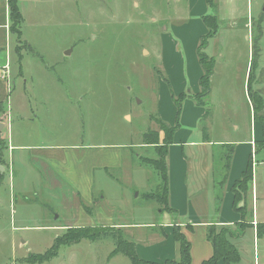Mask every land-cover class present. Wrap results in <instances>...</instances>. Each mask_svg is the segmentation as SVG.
Returning <instances> with one entry per match:
<instances>
[{
  "label": "rangeland",
  "instance_id": "374dc122",
  "mask_svg": "<svg viewBox=\"0 0 264 264\" xmlns=\"http://www.w3.org/2000/svg\"><path fill=\"white\" fill-rule=\"evenodd\" d=\"M215 1L219 6L214 11L207 0H21L25 41L18 50L25 56V75L0 92L7 113L6 122L0 121L1 134L4 123L10 122L0 134V165L7 166L0 170V264H131L123 253L110 256L116 247L111 234L60 244L56 256L46 257L58 236L75 226L81 209L87 212L89 226L123 224L124 236L142 246L159 234L158 224L166 211L146 196L156 188L158 175L135 155L157 157V147H134L148 129L159 131L163 141L166 133L159 113L167 110L168 101L169 108L176 110L174 123L177 102H182V112L184 99L196 101L187 61L190 72L195 63L202 71L194 38L200 28H207L202 15L220 17L221 34L209 50L218 62L217 102L225 97L220 89L223 81L230 92L241 93L238 76H244L252 52L264 74V0ZM11 44L9 62H18L14 39ZM254 81L253 76L251 84ZM173 83L182 91L175 92ZM261 88L264 99V82ZM252 89H248L250 101V92L257 93ZM181 92L186 94L183 100ZM18 95L25 101L21 113L28 117L33 110L37 118L16 123L21 118L11 102L15 106ZM237 98L240 105V94ZM215 114L212 134L218 135L222 108ZM239 116L244 120L243 109ZM182 128L187 127L182 124ZM10 143L21 146L10 149ZM83 143L94 145L99 165L91 199L75 195L78 190L63 172L43 157L54 150L73 157L83 149L71 147ZM140 222H151L153 228L133 226ZM40 257L43 260L38 261Z\"/></svg>",
  "mask_w": 264,
  "mask_h": 264
},
{
  "label": "crops",
  "instance_id": "0c3cea01",
  "mask_svg": "<svg viewBox=\"0 0 264 264\" xmlns=\"http://www.w3.org/2000/svg\"><path fill=\"white\" fill-rule=\"evenodd\" d=\"M20 2L21 0L18 1L19 7ZM218 6L219 4L217 7ZM21 13L23 16L22 9ZM235 15L237 14H234V17ZM11 24L8 0H0V92H6V89L9 90L13 85L17 84L16 81L18 78L21 79L25 75L23 61L25 56L22 52V56H20L18 52L21 43H19L16 34L12 32ZM235 24L236 23H234V25ZM246 26L248 28L250 26L248 21L246 22ZM219 29L220 26L218 31ZM230 29H232L231 33L234 34L233 26ZM208 30V26L207 28L202 27V29L200 28V33L194 36L195 44L198 41V50L201 38L208 33ZM218 31L208 40L205 46L206 48L204 49H207L206 53L214 60L215 55L210 53L209 50L211 48V43L216 41L219 34H221ZM199 37H201L200 40H198ZM248 37L251 38V35L249 34ZM13 39L16 42V52L19 54L18 62L17 60L14 62L11 60L9 62V57H12V53L10 56L9 51L13 49L11 44ZM4 53H6L5 56ZM260 57L261 55L259 58ZM193 58L195 63V57ZM187 63V74L190 78L194 79V83H192V79L190 80V84L192 83V90L190 91L196 94L200 92L201 89L200 77L203 73V67L199 62L202 68L201 71L198 63H195L193 65L194 71L190 72L189 60ZM217 63L218 62H216L214 73L211 76V87L209 91L210 94L207 97V105H199L196 101H192V98L184 99L183 108L185 110H182L180 113L181 115L178 122L180 125L173 135V143L168 146L166 158L169 184L168 199L170 206L174 208L176 212L171 213L168 210H162L160 208L161 211H166L164 212L166 215L164 220L158 224L157 230L159 234L155 236L153 240H150V242L145 243L146 247L140 245L139 242H135L138 255L143 260H151L160 263L166 259L177 260L180 247L174 238L173 228L176 226L182 229L186 238L190 244H192L191 264H201L203 261L207 260V258L213 254V245L208 239L207 227L209 225H216L218 227L221 225H228L237 230V224L243 220L241 213L236 211L233 207V186L235 180L240 178L242 173L247 169V165L252 158L254 170L252 180L250 181V190L247 195V203L249 212L251 211L253 214H250L251 216L245 220L248 225L243 233L231 240L240 251L241 260L236 264H264V238L258 237L256 227L258 222H264V148L259 150L256 148V143L264 140L263 125L254 118V106L252 100L250 101L249 99L248 91V80L251 72L255 77V81L251 84L252 90L263 95L261 86L264 82V74L261 75L262 67L260 63H258L257 66L255 64L252 68V52V58L249 57L244 76H238L241 93L238 91L230 92L231 87L225 85L224 83L226 81H223V86H221L220 89L225 97L220 100V102L219 100L217 102L215 99L217 94L215 89ZM175 68L176 65H173L172 69L174 70ZM168 70L169 72L171 71V69ZM256 71H258L260 75H258ZM169 78H171V76H169ZM3 79H5L6 82ZM173 87L175 92L182 91L180 88L175 87L174 83ZM254 87L257 89L255 90ZM227 92L233 97L235 96L236 99L233 101L230 100L227 97ZM237 94H240V105H238ZM18 96L21 98H19L20 100H15V106L13 101L11 103L13 105L12 107H15V110L18 107L16 115L21 119L12 121L11 125H13V127L17 125L16 123L21 121L22 118L34 119V117L37 118L39 116V114L35 113L33 110V115L28 117L24 116V113H21L19 107L21 108L25 105V101L21 95ZM66 99L69 98L67 97ZM168 103L166 105L165 102V105L168 107L167 110H161L159 108V116L167 124L173 126L177 124V119L174 123L176 110L171 106V109H173L172 112ZM165 105L164 109L166 107ZM218 107L222 108L223 118H218L221 122L220 133L218 135H213V126L216 120L215 113ZM5 109V101L3 102L0 99V114H3L0 116L1 122L3 120L6 122L5 116L7 113H5ZM240 109L244 111V120H241L239 116ZM128 115L130 116V114ZM4 124L5 126L2 130L3 135L7 127L10 126V122ZM182 124L187 128H182ZM14 146L19 147L21 145L10 143L9 148L11 149ZM145 146L146 144H143L142 141L134 148H144ZM56 147H62V145ZM93 147L94 145L91 143H83L79 146L71 147L73 149H83L82 152L79 151V154L73 156L74 159L71 157L72 153L66 152L63 154L57 150L43 156L47 162L49 161L52 164V168L55 167L60 172H63L67 182H71V185H69L78 190L74 192V194L83 199H91V197H93L94 170L99 166L93 156ZM48 148L52 147L50 146ZM135 155L140 160L141 156L139 153ZM6 167V165H0V170H6ZM9 167H11V173H14L11 161ZM34 170L37 172L35 168ZM86 213L84 209H81V216L74 222L75 226L90 225ZM146 225L153 228V223L151 222L133 224V226L136 227ZM116 226L122 227L123 224H116ZM218 264L229 263L222 259Z\"/></svg>",
  "mask_w": 264,
  "mask_h": 264
},
{
  "label": "trees",
  "instance_id": "16d2710c",
  "mask_svg": "<svg viewBox=\"0 0 264 264\" xmlns=\"http://www.w3.org/2000/svg\"><path fill=\"white\" fill-rule=\"evenodd\" d=\"M19 0H8V5L10 8V20H11V30L16 37L19 39V43H22V25L23 16L21 9L18 6ZM209 5L214 9H217V2L215 0H207ZM204 22L208 26V33L203 35L199 45L198 55L199 62L203 67V73L200 77V92L196 93L194 98L199 105H207V97L210 94L211 79L214 73L216 62L210 57L204 50L207 45L208 40L213 37L220 26L219 17L216 13L204 14ZM258 40V39H257ZM21 49V48H20ZM18 52L22 56L21 50ZM255 58H253L252 68L255 66ZM251 68V70H252ZM253 78L252 73L249 74L248 89H251V79ZM252 104L254 106V118L263 124V136H264V99L260 93L250 92ZM180 100L186 97L185 93H181L179 96ZM178 103V113H177V124L173 126L167 124L164 120L159 117V124H161V129L165 131V136L163 141L159 138V131H153L148 129L143 133V144H153L156 148L157 157L141 156L140 161L143 165L151 166L155 169L158 175L157 186L154 190L148 191L146 196L148 199L156 201L160 204L162 210H168L171 213L176 212L174 208L170 206L169 203V184H168V169H167V152L168 146L173 143V135L178 129L180 123H178L179 115L181 113V103ZM208 112V111H207ZM257 150L264 148V140L256 143ZM254 166L252 164V158L250 159L247 169L242 173L241 177L235 180L233 186V197L234 204L233 207L236 211L240 212L242 215V221L237 224V230L234 227L228 225H221L220 227L216 225H209L208 228V239L213 245V254L203 261L201 264H218L222 259L229 264H236L241 260L240 251L238 247L232 242V238L241 235L248 225L245 220L251 216L253 213L248 208L247 195L250 190V181L253 177ZM242 202V204H241ZM87 208V206H86ZM251 214V215H250ZM257 235L260 238H264V222H258L256 224ZM174 229V238L178 242L180 250L179 257L177 260L166 259L162 263L155 262L151 260H143L139 257L137 252V245L134 240H129L124 236V233L120 227H106V226H71L67 228L65 233L58 236L56 244L52 247L50 252H47V258L56 256L58 253L59 245H71L73 243L80 242L82 239L96 240L101 238L102 235H112L115 240V249L111 252L110 256L113 257L117 253H123L128 258L131 264H191V247L192 244L188 241L182 229L176 226ZM108 230L112 231L109 232ZM46 258V259H47ZM38 261L43 260L41 257Z\"/></svg>",
  "mask_w": 264,
  "mask_h": 264
},
{
  "label": "water",
  "instance_id": "95a60500",
  "mask_svg": "<svg viewBox=\"0 0 264 264\" xmlns=\"http://www.w3.org/2000/svg\"><path fill=\"white\" fill-rule=\"evenodd\" d=\"M2 125H3V124L0 122V134H1V127H2Z\"/></svg>",
  "mask_w": 264,
  "mask_h": 264
}]
</instances>
